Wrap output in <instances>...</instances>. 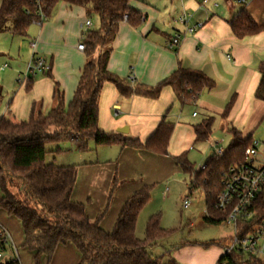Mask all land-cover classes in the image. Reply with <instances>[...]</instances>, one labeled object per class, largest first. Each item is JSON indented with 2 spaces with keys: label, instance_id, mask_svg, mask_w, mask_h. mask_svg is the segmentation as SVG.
<instances>
[{
  "label": "crops",
  "instance_id": "0c3cea01",
  "mask_svg": "<svg viewBox=\"0 0 264 264\" xmlns=\"http://www.w3.org/2000/svg\"><path fill=\"white\" fill-rule=\"evenodd\" d=\"M201 2L130 0L129 6L138 11L143 20L138 26L126 20L118 26L107 61V70L113 75L130 79L133 84L154 87L180 67L203 73L213 81L214 86L210 90H203L192 102H181L170 86L163 87L158 97L152 99L141 95L123 97L113 84H103L98 99V127L103 132L145 142L159 123L165 121L173 125L166 154L112 143L99 147L111 148L116 155L113 160L77 165L71 198L85 204V212L91 220L105 210L99 226L106 232L112 230L126 199L143 185L152 186L159 170V173L183 171L175 162V157L184 154L187 159V152L193 149V144L202 142L195 141L194 125L213 117L212 132L205 140L210 147L205 150L206 153L213 150L209 155L211 157L213 154L219 155L218 150L223 152L224 147L217 145L225 134L230 141V129L237 130L242 139H253L264 122V100L254 96L260 79L259 67L264 64V31L237 38L229 26V21L241 9L247 10L256 23H264V0H242L241 3H237V0H207L204 5ZM181 12L190 15V23L203 22V27L192 34L182 35L179 44L170 49L168 41L183 29L173 21ZM87 19L91 22L89 30L98 28V19L88 18L83 7L59 3L50 19L29 26L27 35L31 32L30 36L33 37L29 43L36 44L31 57H43L50 65V76L46 73V76L35 81L29 80L26 89L30 88V93L18 90L13 96V110L6 109L1 116L12 121L26 120L33 105L42 113L48 112L56 105L55 88L62 94L65 105L70 102L86 61L85 50H78L76 46L82 40L83 23ZM98 52L95 51V55ZM230 101L231 107L224 117L222 114ZM121 127H126L125 133L117 132ZM114 179L117 187L109 196ZM146 207L137 217L135 236L146 225L148 218L154 215L146 214ZM0 224L21 247L23 235L20 222L0 211ZM159 225L162 228L160 220ZM221 249L175 251L179 261L175 262L219 264V259L224 255ZM17 254L20 264H35L33 253L17 249ZM162 260L164 263L168 261L166 254ZM78 261L79 253L72 244L67 243L59 245L50 261L43 259L41 264H77Z\"/></svg>",
  "mask_w": 264,
  "mask_h": 264
},
{
  "label": "trees",
  "instance_id": "16d2710c",
  "mask_svg": "<svg viewBox=\"0 0 264 264\" xmlns=\"http://www.w3.org/2000/svg\"><path fill=\"white\" fill-rule=\"evenodd\" d=\"M130 0H0V32L7 20L13 24L8 29L16 36H26L29 26L50 19L59 3L83 7L87 17H96L99 26L86 32V61L79 75L78 84L70 102L65 105L58 88L54 90L56 105L46 113L32 106L26 120L12 121L0 117V211L20 222L22 248L33 253L35 264L43 259L49 262L59 245L72 244L79 253L77 264H176L170 252L168 261L164 255L155 256L150 248L164 239L168 231L159 225V215L150 216L146 222L144 238L135 236L137 217L147 204L151 185H143L124 202L110 232L99 226L104 211L95 220L85 212V204L73 201L71 196L76 182L77 166H58L45 161L46 146L63 140L75 142L80 150H86L89 141L96 146L112 143L123 147L142 149L155 154H166L173 125L161 122L145 141L120 138L117 133H105L98 127V99L104 83L115 86L123 97L141 95L155 99L161 89L170 86L181 102H192L203 90H210L214 83L203 73L178 68L154 87L133 84L130 79H120L107 70L111 43L119 24L124 20L138 26L143 16L129 6ZM237 38L264 31V23L258 24L249 12L240 13L229 21ZM99 51L95 55V51ZM49 72H47V75ZM260 79L254 96L264 100V64L259 67ZM50 76V75H49ZM231 101L223 112L225 117ZM213 117L205 118L193 126L195 141H205L212 132ZM230 141L221 155L213 154L203 168L194 169L184 154L175 162L191 177L189 192L200 189L204 196L207 215L204 222L218 224L226 213L214 208L221 190V172L244 159V151L252 139H242L234 128L229 130ZM113 180L109 196L115 190ZM15 190L13 192L12 190ZM256 217H264V189L254 202ZM222 248L223 240L205 243ZM219 264H264V259L242 253L223 255ZM5 264H10L5 263Z\"/></svg>",
  "mask_w": 264,
  "mask_h": 264
},
{
  "label": "rangeland",
  "instance_id": "374dc122",
  "mask_svg": "<svg viewBox=\"0 0 264 264\" xmlns=\"http://www.w3.org/2000/svg\"><path fill=\"white\" fill-rule=\"evenodd\" d=\"M234 7L237 8L236 5ZM92 19L95 20L96 17ZM12 24L11 19L7 20L3 27L4 30L0 32V66L6 65L5 70H0V116L6 109L13 110L12 105L15 103L13 96L18 90L30 93V88L26 89V83L29 80L35 81L41 76H46V73H38L30 75L22 83L18 82V78L24 73L31 58L33 48L29 41L33 37L30 36L31 32H28L26 36L12 34L8 30ZM32 31H35V28H32ZM253 139L258 140L260 157L264 158V122L254 134ZM228 141L229 137L225 134L217 146L225 148ZM209 148L207 143L202 141L193 144V149L187 152V159L195 170L202 167L208 160L210 153L213 152L211 149L206 153L205 150ZM46 151L45 161L58 166H77L84 162L113 160L116 156L111 148H100L92 141H89L86 150H80L75 142L63 140L48 144ZM159 172L160 170L156 173L157 179L153 181L145 211L146 214L159 215L161 226L168 231V234L150 249L153 255L160 256L170 252L171 257L179 262L175 251H221V246L217 244L205 246V243L220 240L227 243L232 236V227L223 221L218 224L204 222V196L200 189H193L189 192L190 176L188 173L180 170ZM12 191L15 192L14 189ZM185 196H189L191 202L187 209L182 207V199ZM144 230L145 226L137 231L138 239L144 238ZM12 240L19 251H27L20 247L15 242L16 240ZM178 257L180 258L179 254Z\"/></svg>",
  "mask_w": 264,
  "mask_h": 264
},
{
  "label": "built area",
  "instance_id": "2783aa9c",
  "mask_svg": "<svg viewBox=\"0 0 264 264\" xmlns=\"http://www.w3.org/2000/svg\"><path fill=\"white\" fill-rule=\"evenodd\" d=\"M206 2L207 0H202L201 5ZM241 2L242 0H237V3ZM124 20H126V16ZM44 21L45 17L40 14L37 23L40 24ZM173 21L180 24L183 29L176 32L168 41L170 49L179 44L182 35L192 34L203 27L201 21L190 23V15L185 12H181ZM90 27V20H85L82 39ZM35 45L34 42L31 43L32 48H35ZM76 48L81 51L85 50L82 40L79 41ZM5 68L6 65H3L0 70ZM49 71L50 65L45 59L33 55L28 61L24 73L18 78V82L26 81L30 75ZM194 115L195 113H193ZM258 146V140L252 139L251 144L244 151V159L221 172V190L216 196L214 208L226 213L223 222L232 227V236L223 247L224 255L240 252L246 256L264 259V217L257 219L254 205L256 197L264 189V158L260 157ZM218 154L221 155L222 151L218 150ZM190 203L189 196H185L182 201L183 209H187ZM204 215H207L206 209ZM8 262L20 264L12 236L0 224V264Z\"/></svg>",
  "mask_w": 264,
  "mask_h": 264
},
{
  "label": "water",
  "instance_id": "95a60500",
  "mask_svg": "<svg viewBox=\"0 0 264 264\" xmlns=\"http://www.w3.org/2000/svg\"><path fill=\"white\" fill-rule=\"evenodd\" d=\"M118 133H125L126 132V127H121L117 129Z\"/></svg>",
  "mask_w": 264,
  "mask_h": 264
}]
</instances>
